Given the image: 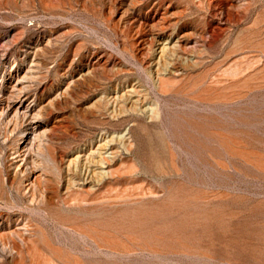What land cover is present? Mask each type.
I'll return each mask as SVG.
<instances>
[{"label": "rangeland", "instance_id": "obj_1", "mask_svg": "<svg viewBox=\"0 0 264 264\" xmlns=\"http://www.w3.org/2000/svg\"><path fill=\"white\" fill-rule=\"evenodd\" d=\"M0 105V264H264V0H0ZM24 105L49 215L5 181ZM111 134L110 173L65 191Z\"/></svg>", "mask_w": 264, "mask_h": 264}, {"label": "bare ground", "instance_id": "obj_2", "mask_svg": "<svg viewBox=\"0 0 264 264\" xmlns=\"http://www.w3.org/2000/svg\"><path fill=\"white\" fill-rule=\"evenodd\" d=\"M171 48H173V45H170L168 39L160 42L155 52L157 60L162 58L163 53ZM154 80H156V78H154ZM130 91H132V89ZM23 92L24 90L22 86L19 87V99H22ZM127 93V90L121 93L114 91L108 96L107 101L112 104V102L120 101L121 98L126 97V100H129L130 105L133 106L135 100H133ZM57 96L60 95L57 94ZM115 103L117 104V102ZM1 116H3V118H7L8 116L2 105H0V117ZM39 116V111L36 113H30L28 105L12 108L11 114L6 122L11 124L13 128H17L18 124L21 122L26 125L24 130H29V132L22 134L21 141L12 152V158L14 161L11 163V169L8 176L5 178V181L11 179L12 181L18 182L16 190L18 197L21 199V208L26 210L38 209L43 211L46 215H49L48 211L42 207L51 201L52 196L48 193V185L45 184L46 177L40 169L38 159H36V156L43 151L44 137L46 136L48 129L38 126ZM17 118L20 119V122ZM114 137L115 136L112 134L103 136L95 141L88 150L86 149L87 151L78 152L73 158H68L69 160L65 161V169L72 170L73 173L72 176L70 175L71 177L68 176L69 178L66 179L67 183L64 187L65 191L69 187L77 185V182H80L78 185L81 188L87 186L92 189L97 186L101 180L108 175V173H110L109 168L113 162L112 158L114 154L112 144ZM10 203L16 205L12 202ZM11 220L13 224L11 225L17 227V231L18 229H21L22 233L28 230V221L30 220L28 216L19 214L17 217L9 219L5 225L8 230L10 228L8 222ZM22 235L24 234L22 233Z\"/></svg>", "mask_w": 264, "mask_h": 264}]
</instances>
